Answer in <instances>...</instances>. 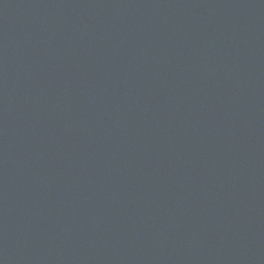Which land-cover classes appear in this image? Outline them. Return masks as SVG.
I'll use <instances>...</instances> for the list:
<instances>
[{"label": "water", "instance_id": "95a60500", "mask_svg": "<svg viewBox=\"0 0 264 264\" xmlns=\"http://www.w3.org/2000/svg\"><path fill=\"white\" fill-rule=\"evenodd\" d=\"M0 264H264V0H0Z\"/></svg>", "mask_w": 264, "mask_h": 264}]
</instances>
